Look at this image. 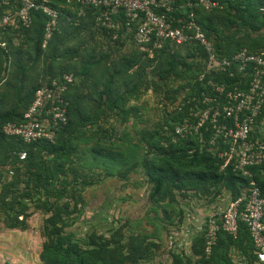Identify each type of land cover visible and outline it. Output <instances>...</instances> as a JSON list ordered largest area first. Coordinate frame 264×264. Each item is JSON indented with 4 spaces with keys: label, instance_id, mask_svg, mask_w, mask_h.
Listing matches in <instances>:
<instances>
[{
    "label": "trees",
    "instance_id": "trees-1",
    "mask_svg": "<svg viewBox=\"0 0 264 264\" xmlns=\"http://www.w3.org/2000/svg\"><path fill=\"white\" fill-rule=\"evenodd\" d=\"M45 1L61 15L44 47L48 19L41 11L31 12L28 27L8 28L7 45L0 47V221L24 231L31 209L47 215L40 264H142L156 258L159 242L131 231L127 222L107 234L93 230L83 238L67 232L83 215L82 193L99 183V175L125 181L140 170L150 186L149 200L162 207L167 220L179 223L184 212L175 205L183 201L211 203L225 192L230 202L241 199L243 210L252 180L264 195V161L243 175L230 165L221 167L222 160L207 147L204 129L194 138L174 135L187 115L181 104L202 89L198 46L164 41L159 48L150 43L142 49L134 41L136 25L127 27L122 13L114 19L122 25L114 30L100 24L99 8ZM190 1L192 6L176 0L175 5H184L177 16L192 11L220 57L242 48L264 51V0H217L220 6L210 11ZM16 5L17 0H0V16ZM63 75L74 81L65 93L67 125L54 141L25 143L5 135L6 124L23 121L35 91ZM148 92L161 101V119L140 129L138 103ZM96 169L102 170L99 175ZM169 255L170 264H233V256L242 264H258L240 220L234 236L219 229L208 254L204 228L192 237L188 252Z\"/></svg>",
    "mask_w": 264,
    "mask_h": 264
},
{
    "label": "built area",
    "instance_id": "built-area-1",
    "mask_svg": "<svg viewBox=\"0 0 264 264\" xmlns=\"http://www.w3.org/2000/svg\"><path fill=\"white\" fill-rule=\"evenodd\" d=\"M65 1L99 8L100 24L114 30H119L122 25L119 19L114 21L122 13L127 27L136 25L134 41L142 49L150 43L159 48L164 41L178 46H198L202 52L196 53L201 62L197 77L202 89L181 104V108H187V115L175 126L174 135L182 139L194 138L201 136L204 129L209 133L207 147L222 160L221 167L230 165L233 171L243 175H250L247 168L264 161V51L252 52L242 48L229 57H220L213 41L195 21L192 11L177 16L184 5H175L176 0ZM17 2L14 10L0 16V34L10 27H28L31 12L41 11L48 19L44 47L60 11L49 7L45 0ZM186 5L192 6V2L186 0ZM194 5L206 11L220 6L217 0H195ZM80 14H83L82 10ZM3 46L0 43V47ZM73 81L71 75H63L61 79H53L38 88L23 121L6 124L4 134L18 137L25 143H52L56 134L67 125L65 93ZM220 145L224 146L222 150ZM24 157L22 153L20 159ZM248 191L243 210H239L242 202L239 199L230 202L219 215L208 218L205 226L207 254L219 229L234 236L240 220L248 228L258 264H264V195L253 180Z\"/></svg>",
    "mask_w": 264,
    "mask_h": 264
},
{
    "label": "rangeland",
    "instance_id": "rangeland-1",
    "mask_svg": "<svg viewBox=\"0 0 264 264\" xmlns=\"http://www.w3.org/2000/svg\"><path fill=\"white\" fill-rule=\"evenodd\" d=\"M138 105L142 121L136 122V127L152 128L161 119L162 104L159 97L148 92L141 97ZM131 126L129 124L132 134L134 129ZM101 171L96 169L94 173L99 175ZM99 180V183L82 193L83 215L67 232L83 238L93 230L107 234L110 229L127 222L131 231L147 235L161 246L153 261L142 264H170V251L188 252L191 238L206 226L212 208L217 204L227 207L230 203L225 194L213 205L202 199L180 202L181 205H175V208L176 211L179 208L183 210L184 221L179 223L177 218L167 220L162 207L149 200L150 186L140 170L131 173L125 181L100 175ZM31 213L26 220L28 228L24 231L11 230L3 220L0 221V264H40L39 253L44 242L42 225L47 215L33 209ZM235 264L242 263L235 258Z\"/></svg>",
    "mask_w": 264,
    "mask_h": 264
},
{
    "label": "crops",
    "instance_id": "crops-1",
    "mask_svg": "<svg viewBox=\"0 0 264 264\" xmlns=\"http://www.w3.org/2000/svg\"><path fill=\"white\" fill-rule=\"evenodd\" d=\"M9 10H7V11H5V12H8ZM8 31V30H7ZM10 33V31H8L7 33H2V34H0V43L1 44H3V45H5L6 44V41L4 40V37L7 35V34H9ZM14 42H15V40H14ZM7 45V44H6ZM227 195L228 197H229V195L227 194V193H225V192H222V195L221 196H223V195ZM221 196H219L214 202H207L206 200V202L208 203V204H211V205H213V204H216L217 203V200H220V198H221ZM202 200H204V199H202ZM229 201H230V197H229ZM228 203V202H227ZM226 203V204H227ZM219 204H217V205H215L214 206V208H212V213L207 217V219H206V221L208 220V218L210 217V216H213V215H219V212L225 207H223V206H218ZM204 228H205V225H204V227L202 228V230H200V232H202L203 230H204ZM197 234V233H196ZM192 239V238H191ZM191 241V240H190ZM235 258L236 259H238L239 260V262L240 263H242L241 262V260H240V258H239V256H233V264H235Z\"/></svg>",
    "mask_w": 264,
    "mask_h": 264
}]
</instances>
